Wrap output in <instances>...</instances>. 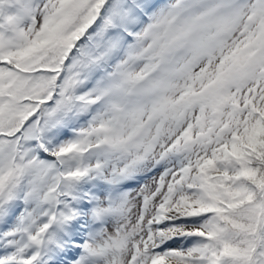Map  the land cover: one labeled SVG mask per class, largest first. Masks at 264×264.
Listing matches in <instances>:
<instances>
[{
	"label": "snow or ice",
	"instance_id": "6c2138e0",
	"mask_svg": "<svg viewBox=\"0 0 264 264\" xmlns=\"http://www.w3.org/2000/svg\"><path fill=\"white\" fill-rule=\"evenodd\" d=\"M0 264H264V0H0Z\"/></svg>",
	"mask_w": 264,
	"mask_h": 264
}]
</instances>
